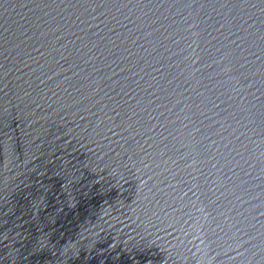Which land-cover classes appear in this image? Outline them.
I'll use <instances>...</instances> for the list:
<instances>
[{
    "label": "water",
    "instance_id": "water-1",
    "mask_svg": "<svg viewBox=\"0 0 264 264\" xmlns=\"http://www.w3.org/2000/svg\"><path fill=\"white\" fill-rule=\"evenodd\" d=\"M0 264H264V0H0Z\"/></svg>",
    "mask_w": 264,
    "mask_h": 264
}]
</instances>
